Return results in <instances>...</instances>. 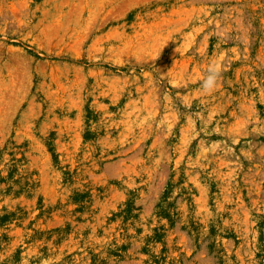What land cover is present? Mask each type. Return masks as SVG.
Segmentation results:
<instances>
[{"label":"rangeland","instance_id":"obj_1","mask_svg":"<svg viewBox=\"0 0 264 264\" xmlns=\"http://www.w3.org/2000/svg\"><path fill=\"white\" fill-rule=\"evenodd\" d=\"M0 264H264V0H0Z\"/></svg>","mask_w":264,"mask_h":264},{"label":"clouds","instance_id":"obj_2","mask_svg":"<svg viewBox=\"0 0 264 264\" xmlns=\"http://www.w3.org/2000/svg\"><path fill=\"white\" fill-rule=\"evenodd\" d=\"M221 72V67L218 64L211 63L201 81V89L206 93L213 91L221 77Z\"/></svg>","mask_w":264,"mask_h":264}]
</instances>
